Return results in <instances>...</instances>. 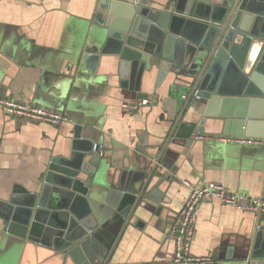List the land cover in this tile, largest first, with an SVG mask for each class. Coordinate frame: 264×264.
Instances as JSON below:
<instances>
[{"label":"crops","instance_id":"obj_1","mask_svg":"<svg viewBox=\"0 0 264 264\" xmlns=\"http://www.w3.org/2000/svg\"><path fill=\"white\" fill-rule=\"evenodd\" d=\"M125 1L161 8L170 0ZM98 2L0 0V93L67 117L52 125L0 112V206L16 186L35 190L53 157L77 153L75 125L101 146L106 178L114 185L141 168L149 172L155 160L149 157L157 156L173 133L147 187L151 195L143 198L106 263L173 264L166 229L188 194L183 181L193 186L216 181L232 192L264 195V139L253 145L196 139V134H224L223 122L206 118L202 131L195 132L191 126L202 118L203 106H186L181 81L167 74L158 82L156 69L140 84L141 92L155 99L136 112H122L120 103L131 92L120 87L117 59L101 57L93 74L80 63ZM179 129L191 132V141L177 135ZM156 172L164 174L160 181ZM259 226H264V214L201 202L191 253L213 256L221 248L238 253ZM2 244H22L2 255L3 264H73L39 243L13 239Z\"/></svg>","mask_w":264,"mask_h":264},{"label":"water","instance_id":"obj_2","mask_svg":"<svg viewBox=\"0 0 264 264\" xmlns=\"http://www.w3.org/2000/svg\"><path fill=\"white\" fill-rule=\"evenodd\" d=\"M93 20L80 56L91 74L101 57L117 59L129 99L147 95L140 84L155 69L158 82L172 74L181 81L186 106H203L200 121L189 124L195 132L211 118L223 122L224 135L264 139V0H170L161 8L99 0ZM172 134L149 157L155 159L149 172L141 168L114 185L99 145L75 125L77 153L53 157L35 190L16 186L0 206V264L3 254L22 245L2 244L13 239L50 247L73 264H106L151 195L147 187ZM177 135L191 141V132L179 129ZM156 175L159 181L164 176ZM230 251L221 248L208 264H264V226L238 253Z\"/></svg>","mask_w":264,"mask_h":264},{"label":"built area","instance_id":"obj_3","mask_svg":"<svg viewBox=\"0 0 264 264\" xmlns=\"http://www.w3.org/2000/svg\"><path fill=\"white\" fill-rule=\"evenodd\" d=\"M154 99L155 95L126 99L121 101L120 109L124 113H133L149 105ZM0 112L6 116L21 117L52 125H59L67 121V117L57 110L12 96H3L1 93ZM195 138L248 145L262 143V140L256 137L224 134H196ZM99 147L101 149V146ZM183 183L189 188L188 194L166 229V237L173 244V264H208L212 261L211 256H194L191 253L196 209L201 202H217L221 206L250 212L254 216L264 214V195L248 196L232 192L223 183L216 181L199 186L191 185L188 180H184Z\"/></svg>","mask_w":264,"mask_h":264}]
</instances>
